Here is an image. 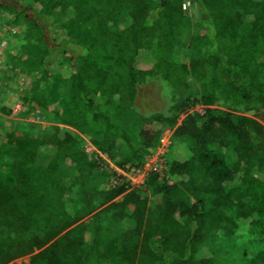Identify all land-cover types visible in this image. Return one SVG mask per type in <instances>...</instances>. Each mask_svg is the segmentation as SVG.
<instances>
[{"label": "trees", "instance_id": "obj_1", "mask_svg": "<svg viewBox=\"0 0 264 264\" xmlns=\"http://www.w3.org/2000/svg\"><path fill=\"white\" fill-rule=\"evenodd\" d=\"M0 11L17 28L5 81L17 69L28 110L60 125L0 131V264H264V0H0ZM156 75L171 108L139 115L136 86ZM195 105L203 115L177 126ZM166 129L171 156L139 187L102 158L138 168Z\"/></svg>", "mask_w": 264, "mask_h": 264}, {"label": "rangeland", "instance_id": "obj_2", "mask_svg": "<svg viewBox=\"0 0 264 264\" xmlns=\"http://www.w3.org/2000/svg\"><path fill=\"white\" fill-rule=\"evenodd\" d=\"M11 5L13 6V4ZM187 5L188 4H186V8ZM25 16L26 19H31L35 16V12L33 10L28 11L26 12ZM12 18V12L0 11V39H3L6 43L3 53L0 57V131L5 127L10 128L15 125H20L25 129L38 131L48 130L52 126H60L56 121L51 119V115L42 116L38 115L36 112L28 110L26 107L27 104L22 101V95H24V77L15 76L14 73L18 71L17 69L14 70V78L12 80L9 79V81H5L4 79L5 77L11 78L12 70L10 69L15 67L14 62H11L8 58L9 52L10 54L14 53L13 45L16 43L14 38H12L11 41L8 38L9 31H17V28H14L11 24ZM20 25L21 27H25V20H20ZM16 34L17 33H15V35ZM174 98V90L164 80H162L160 76L156 75L136 86V94L134 96L132 106L135 112L139 115L144 116L150 113H162L167 115ZM212 107L219 110L231 111L238 115L259 120L253 112L244 111L240 107L236 108L228 102L226 103L218 101ZM203 113L204 106H192L184 114L179 116L177 120V126L181 123L185 116L194 114L203 115ZM61 127L64 128V126ZM172 133L173 130L170 129L163 131L160 146L157 148L156 152L153 155L146 157L142 166L138 168L126 167V170L122 172L120 169L112 165L110 160L105 155H102V158L108 164L109 168L114 171L115 169H118V175H121L125 181H128L133 187H139L144 183L148 174L147 172L149 171L148 169H152L156 165H161V169H159L160 171L164 169V160L168 161L167 157L171 156L170 154L167 156V151L171 142ZM180 141L181 140H179V142ZM184 144V141L181 142L182 146H184ZM178 149L181 150V147L179 146ZM84 150L88 155L96 152L94 147L90 145L87 139L84 144ZM182 154L186 157L191 155V153L188 151L184 153L182 152ZM149 197L151 205L157 203V197ZM83 221L76 225H81ZM29 259L30 256H26L19 258L9 264H28Z\"/></svg>", "mask_w": 264, "mask_h": 264}, {"label": "built area", "instance_id": "obj_3", "mask_svg": "<svg viewBox=\"0 0 264 264\" xmlns=\"http://www.w3.org/2000/svg\"><path fill=\"white\" fill-rule=\"evenodd\" d=\"M183 8L185 9L186 8V4L185 5H183ZM1 40V42H0V57H1V55H2V53H3V49L5 48V45H6V43H5V41L3 40V39H0ZM10 53V52H9ZM11 54H13V53H11ZM1 63V62H0ZM159 169H161V165H156V166H154L152 169H148L149 171L147 172V173H149V172H152V171H160ZM122 171V170H121ZM115 172H117V174H118V169H115ZM123 172V171H122ZM121 176V175H120Z\"/></svg>", "mask_w": 264, "mask_h": 264}]
</instances>
